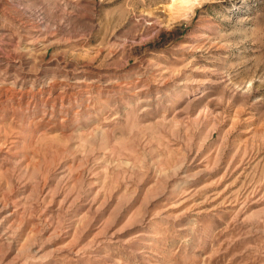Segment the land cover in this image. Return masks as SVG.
Masks as SVG:
<instances>
[{
	"label": "rangeland",
	"instance_id": "374dc122",
	"mask_svg": "<svg viewBox=\"0 0 264 264\" xmlns=\"http://www.w3.org/2000/svg\"><path fill=\"white\" fill-rule=\"evenodd\" d=\"M0 264H264V0H0Z\"/></svg>",
	"mask_w": 264,
	"mask_h": 264
}]
</instances>
